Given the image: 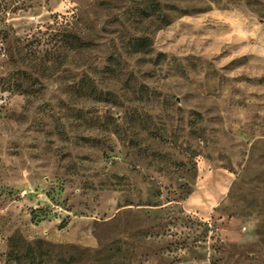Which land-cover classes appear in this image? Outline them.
Returning <instances> with one entry per match:
<instances>
[{"label": "rangeland", "instance_id": "374dc122", "mask_svg": "<svg viewBox=\"0 0 264 264\" xmlns=\"http://www.w3.org/2000/svg\"><path fill=\"white\" fill-rule=\"evenodd\" d=\"M0 264H264V0H0Z\"/></svg>", "mask_w": 264, "mask_h": 264}]
</instances>
